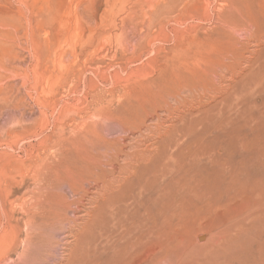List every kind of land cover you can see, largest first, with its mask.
Masks as SVG:
<instances>
[{"label": "rangeland", "instance_id": "374dc122", "mask_svg": "<svg viewBox=\"0 0 264 264\" xmlns=\"http://www.w3.org/2000/svg\"><path fill=\"white\" fill-rule=\"evenodd\" d=\"M263 108L264 0H0V264H145L136 203L181 190L170 158L227 141L257 180L229 143L264 144ZM203 202L193 252L150 264H261L213 255Z\"/></svg>", "mask_w": 264, "mask_h": 264}, {"label": "bare ground", "instance_id": "6f19581e", "mask_svg": "<svg viewBox=\"0 0 264 264\" xmlns=\"http://www.w3.org/2000/svg\"><path fill=\"white\" fill-rule=\"evenodd\" d=\"M211 143L203 140L194 147L181 149L170 158L172 163H169L165 172L172 176L173 182L181 186V190L176 193L166 186L160 187L161 197L153 206L145 205V200L136 203L138 208L145 207V227L136 229L137 239L134 242L144 253L140 259L143 263L155 261V254L159 252L174 257L193 252L183 238V227L186 226L183 220L189 217L185 209L190 202L196 208L199 201L204 200L203 203L209 207V216L220 227L214 234L217 242L213 245V255H224L227 261L231 258L257 257L264 264V176L259 177L257 183H254L257 181L255 179L250 181V173L243 163L231 166L228 158L224 159L223 145L227 146V141H215L214 146H210ZM229 144L235 146L234 153H264V144L246 136L233 139ZM154 210L158 212L155 214ZM136 217L139 219L137 214L130 218L131 222L135 223ZM168 258L166 256L162 261Z\"/></svg>", "mask_w": 264, "mask_h": 264}]
</instances>
